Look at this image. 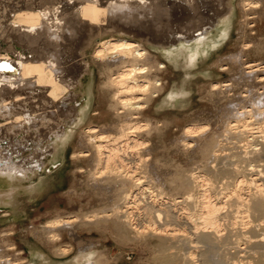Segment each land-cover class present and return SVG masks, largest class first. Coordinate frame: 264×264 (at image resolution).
<instances>
[{"label": "bare ground", "instance_id": "obj_1", "mask_svg": "<svg viewBox=\"0 0 264 264\" xmlns=\"http://www.w3.org/2000/svg\"><path fill=\"white\" fill-rule=\"evenodd\" d=\"M234 2L0 0V203L12 206L22 189H40L47 163L66 157L76 133L70 158L85 164L75 171L87 173L109 201L79 226L108 228L118 242H151L161 258L155 264H264V60L242 57L252 46L263 49L253 38L264 0L236 1L238 29L254 36L215 61L220 70L225 58L242 66L237 79L209 83L210 94L224 99L222 131L207 122L183 127L182 145L200 163L176 168L166 191L150 143L160 125L147 115L150 107L159 99L175 105L186 92L168 88V63L149 42L182 44L167 60L177 64L185 55L191 67L207 57L215 36L232 32ZM93 66L111 115L98 125L102 111L90 110ZM234 83L242 89L233 92ZM76 89L84 104H74ZM73 222L76 216L59 217L30 231L48 241L57 236L52 227H63L79 248L62 264L91 263L95 242H83ZM6 240L0 236V264H21Z\"/></svg>", "mask_w": 264, "mask_h": 264}, {"label": "rangeland", "instance_id": "obj_2", "mask_svg": "<svg viewBox=\"0 0 264 264\" xmlns=\"http://www.w3.org/2000/svg\"><path fill=\"white\" fill-rule=\"evenodd\" d=\"M236 1L234 2L232 14V32L226 38L215 36L216 41L209 45L210 53L207 57L203 54L200 55L191 67H187L185 64V55L176 56L177 64L174 61L167 60L168 50L175 52L182 50V44H170L165 47L149 42V45L154 47V50H152L160 51L168 63V68L163 75L168 88L186 92V95L182 97L184 98L183 101L175 105H169L164 100L159 99L160 101L158 100L155 106L152 105L147 112L148 116L156 119L160 124L158 126L159 130L152 133L150 143L153 154L159 160L158 169L162 173V178L165 179L162 186L166 191L171 188L167 178L176 168L190 169L200 163L198 153L193 151L192 148L186 149L182 145L183 127L188 123L205 124L207 122L206 124L211 128L217 126L220 127L219 131L223 129V124L219 121L218 107L224 99L211 95L209 83L237 79L241 74L242 66L238 64L239 61L225 58L222 60L221 65L226 64L227 69L220 70L219 64H215V61L220 56L226 57L229 54L239 52L241 43L252 39L251 37L254 36L250 33L251 30L247 29L246 33H242L238 29L240 14ZM256 24L255 31L257 34L253 39H255L257 45L259 42L263 49L257 50L252 46L243 51V61L264 60V16L258 18ZM107 35L109 34H103L101 37ZM217 47L219 50L216 52ZM91 50V47L87 49L88 59ZM93 79L94 95L90 110L100 109L102 111V115L98 119H94L95 121L93 120L98 125L110 120L111 115L107 111L106 105H104L106 104L105 100L101 97L99 72L95 66H93ZM234 85L233 92L239 91L240 87L241 89L243 87L237 83H234ZM76 91L80 94V90L76 89ZM81 103L84 104V97L80 94L74 104L79 105ZM68 124L72 125L70 122ZM86 124L84 123V125ZM75 140L76 133L73 139L70 140L66 157L63 160L47 163L44 169L46 173L43 177L44 185L40 189H22L14 195L12 206L8 203H0V236L4 235L7 238V243H14L15 251L13 252L18 253L14 257H21L18 260L21 264L28 261L35 264L69 263L75 257L79 247L75 238H72V235H69L63 227H52L57 236L54 240L48 241L37 239L30 229L41 228L44 224L49 221L53 222L59 217L76 216L77 222L71 224V226H74L76 234L85 243L95 242L93 261L91 263L83 261L80 264H155L159 262L160 255H158L155 245L151 242H118L108 228L79 226V219L84 214L106 209L109 201H107L108 199L104 194L98 193L93 184V179L87 173L75 171L79 165L85 164L81 160L75 161L70 158ZM34 181H37V178ZM157 181H154V183H162V181ZM18 212L20 216L16 215ZM54 225L56 223L52 224V226ZM65 246L70 250L62 251Z\"/></svg>", "mask_w": 264, "mask_h": 264}, {"label": "snow or ice", "instance_id": "obj_3", "mask_svg": "<svg viewBox=\"0 0 264 264\" xmlns=\"http://www.w3.org/2000/svg\"><path fill=\"white\" fill-rule=\"evenodd\" d=\"M7 66V65H6Z\"/></svg>", "mask_w": 264, "mask_h": 264}]
</instances>
